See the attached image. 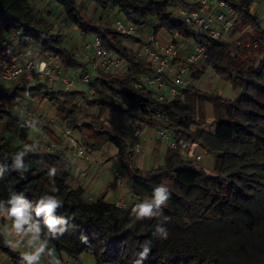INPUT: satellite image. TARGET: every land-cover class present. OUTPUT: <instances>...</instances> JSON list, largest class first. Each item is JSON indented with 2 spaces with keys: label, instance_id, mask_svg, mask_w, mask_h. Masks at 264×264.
I'll use <instances>...</instances> for the list:
<instances>
[{
  "label": "trees",
  "instance_id": "obj_1",
  "mask_svg": "<svg viewBox=\"0 0 264 264\" xmlns=\"http://www.w3.org/2000/svg\"><path fill=\"white\" fill-rule=\"evenodd\" d=\"M53 1L64 9L68 21L78 26L83 36H99L106 48L129 62L126 76L103 74L95 85L116 96L132 97L139 107L106 100L89 101L86 92L55 90L45 78L44 81L33 80L34 83L33 78L20 79L8 87V84L5 88L0 87V169H3L0 203L7 206L6 202L13 194L26 197L33 208L37 199L45 194L61 199L63 207L55 215L71 219L65 234L58 239L49 238L48 243L59 256L66 254L79 260L82 254L91 252L96 264H133L140 244L151 240L152 253L144 264H264V59L259 66L249 70L237 68L236 59L231 57L230 43L196 33L182 17L172 12L171 5L176 0H92L106 10L118 9L121 15L135 23L148 26L151 33L164 31L193 39L206 49L207 56L201 61L219 76L227 77L235 89H241L240 96L231 100L216 93L207 95L190 85L181 88V95L175 99L159 101L145 87H136L140 83V74L147 67L121 39H136L134 36L105 27L102 20L99 24H90L81 13L78 0ZM224 1L230 3L238 15L235 25L251 19L250 23L260 30L259 40L264 47L262 22L251 12V4L256 0ZM0 31L13 34L23 44L32 40L43 52L58 56L66 69L80 73L90 69V64L79 59L65 44L62 35L54 32L53 24L35 12L29 0H0ZM198 63L190 66L193 80H199L205 74L198 68ZM27 95L43 96L72 130L81 129L83 123L77 121V104L73 102L78 95H83L89 104L102 102L112 112L132 121L154 128L164 127L175 138L198 141L214 155V168L218 174H206L203 169L196 168L195 162L186 160L178 149L170 147L163 165L143 171L135 166L132 144L125 135L105 122L84 121L86 125L95 126L98 139L91 141L90 135L85 138L81 134L80 144L93 152L105 141L113 143L118 148L127 184L133 192L151 198L153 188L161 184L169 188L171 196L162 216L135 221L130 216L134 204L117 207L106 200L105 193L90 202L84 197L83 187L69 185L72 166L66 153L46 151L36 142L38 150L29 152L24 158L25 168L17 171L12 167L13 156L28 145L23 143L28 129L26 137L20 138V128L26 122L18 118L21 123L15 142V139L3 136L1 125L7 117H14L16 108L23 105L19 99ZM197 97L214 103L217 113L215 133L192 130L191 125L204 121L203 112L195 102ZM147 107L165 110L169 121L154 118L148 114ZM51 167L57 170L54 183L48 176ZM167 180L174 183L166 184ZM54 188L58 191L54 192ZM40 223L41 240H44L48 233L43 216ZM158 224L169 230L167 240L153 235ZM82 234L88 237L87 244L81 243ZM6 240L7 236L0 230V251L13 264H19L22 252L13 250Z\"/></svg>",
  "mask_w": 264,
  "mask_h": 264
},
{
  "label": "built area",
  "instance_id": "obj_2",
  "mask_svg": "<svg viewBox=\"0 0 264 264\" xmlns=\"http://www.w3.org/2000/svg\"><path fill=\"white\" fill-rule=\"evenodd\" d=\"M172 12L184 19L196 33L205 35L213 40H222L235 28L238 17L235 9L230 3L224 0H176L171 5ZM264 20L263 15H257ZM114 27L122 35L134 36L137 46L135 53L145 63L147 69L140 74V83L136 87H145L152 92L159 101L173 100L181 95V88L193 85V78L190 74V66L203 60L206 56V49L203 45L193 41V44L186 50H182L186 38L179 34L166 32V37L151 33L148 29L145 35H138L139 30L144 26L135 23L124 15L114 18ZM90 52L84 54V59L90 64V69L84 73L66 69L61 59L53 54L38 50L28 44H23L13 34L0 31V84L7 85L20 79H32L39 76L60 88L59 90H76L84 87L90 95L97 93L95 82L101 75L113 74L124 65L130 68L129 62L114 50H109L99 36H94L93 41L87 45ZM182 51H185L183 57ZM181 58L183 61H175ZM42 69V70H41ZM120 103L125 106L139 107L137 101L127 95L117 96ZM147 112L154 118L169 121L168 113L162 109L147 107ZM30 118H36L34 114L28 113ZM118 130L119 133L128 137L132 144L134 153L141 152V144L138 141L143 126L139 122L129 119ZM27 126V125H26ZM160 141L168 147L178 149L186 160L202 162L205 150L200 142L186 138H175L172 132L164 127L155 128ZM64 136L72 142L74 158L89 156V152L78 141L71 136V129H64ZM68 144V147H69ZM39 147L49 152L57 149V144L43 135ZM101 171L104 164H100ZM117 180H123L121 172L115 174ZM135 196L134 192L118 197L113 202L117 207L128 206L129 199ZM99 197L89 194L88 201H96ZM62 264H78V259L69 257L60 259Z\"/></svg>",
  "mask_w": 264,
  "mask_h": 264
},
{
  "label": "rangeland",
  "instance_id": "obj_3",
  "mask_svg": "<svg viewBox=\"0 0 264 264\" xmlns=\"http://www.w3.org/2000/svg\"><path fill=\"white\" fill-rule=\"evenodd\" d=\"M239 2L243 0H237ZM31 6L37 12L38 14L46 17L49 22L53 24L54 32L57 34L62 35L63 41L65 44L70 47L75 53L79 56V59L84 60V54L86 52H90L91 48H87V45L90 44L93 41V38L95 35L90 34L83 36L81 34V31L78 26L72 24L70 21H68L66 17V13L62 7L55 4L53 0H29ZM78 7L81 11V13L84 15L85 19L90 24H99L102 20V23L105 27H111L114 29V18L120 15V11L118 9H113L112 11L106 10L100 6H98L95 2L92 0H78ZM263 7H264V0H256L251 4V12L256 15H263ZM258 18V17H257ZM259 19V18H258ZM262 24L261 27L264 29V20L259 19ZM251 19H248L245 23L240 22L235 25L234 30L225 36L223 40L230 43L231 45V57L233 59H236L237 61V68L241 70H249L255 65L259 66V63L262 59H264V47L261 44V41L259 40L260 37V30H258L255 26H253L250 23ZM148 29V26H144L139 30L140 36L145 35L146 31ZM164 32V31H162ZM123 39V43L125 46H127L128 49H130L133 53H135V50L137 48L135 44L134 39H127L125 37H121ZM29 46H33L37 48L38 50H41L36 44L29 40L27 42ZM193 44L192 40H186L182 44V50H187L191 45ZM84 49V50H83ZM185 51H182L181 56L183 57ZM136 54V53H135ZM198 68L200 70H204L205 74L202 75V77L199 80H193V85L198 88L201 92L206 93L207 95L216 93L219 96H222L223 99H231L234 100L238 96H240L241 89H235L232 85V83L227 79V77L219 76L215 73V71L208 65H206L205 61H201L197 64ZM129 73V69L126 65H124L121 69L117 70L110 76H116V77H124ZM28 80H31L29 78H25ZM24 79V80H25ZM42 80L45 79L39 76H35L31 81L34 83L33 80ZM48 82V80H47ZM48 85L50 87H53L55 90H59L57 86H53L48 82ZM9 84L7 85V87ZM1 88H5L6 85L0 84ZM84 92H86L88 96L89 101L94 100H106L108 102L124 105L123 103H120L117 99V96L109 91L103 90L100 86L97 87V93L95 95H90L88 90L84 87H81ZM20 102H23V105L20 107H17L15 110V115L13 118L7 117L1 125V129L3 131V136L15 139L14 141H18V127L21 123L20 119H23L26 122V125L28 127V133L25 144L32 145L36 144V133H37V126L34 123V120L37 119V121H41L44 119V115H47L46 113L47 108H42L41 104L44 100H46L43 96H31L27 95L25 98H20ZM77 104V121L81 124V129H71V136L74 140L81 143L82 138L81 134L84 135L86 138V135H90L91 141H96L98 139V134L96 133V130L94 129L95 126H90L84 124V121H90L95 123V121H99V123H106L108 126L112 127L115 130H119L122 125H124L126 122L129 123V119L125 116H122L118 114L117 112H112L107 105L103 104L102 102L99 103H92L89 104L86 98H84L83 95H78L77 98L73 101ZM195 102L198 103L199 109L203 112L204 115V121L202 124L199 125H191L192 130L203 128H208L209 130L212 127H215V119L217 117L216 109L214 103L210 99L205 98H195ZM45 107L52 108V104H50L48 101L45 103ZM125 106V105H124ZM212 110L213 114V121L207 120V111ZM43 110V111H42ZM57 110V109H56ZM28 113L34 114L36 118H30L28 116ZM200 118L203 120L202 116ZM57 121L55 122L54 128L57 127V131L59 134L64 136V129H69L66 127V124L64 123L63 119L58 115L57 111ZM33 121V122H32ZM42 123H45V126L51 125L50 122H48V119H44ZM97 123V122H96ZM130 124V123H129ZM65 125V126H64ZM143 126V130L141 133V136L139 137L138 141L141 144V152L134 153L133 155V162L135 166H137L139 169L143 171H149L153 168L159 167L160 165H163L166 161V155L168 146L160 141V139L157 136L156 130L152 126H146L144 124H140ZM82 130V132L80 131ZM202 130V129H201ZM39 131V130H38ZM58 134V133H57ZM58 134V135H59ZM41 138L43 137L44 133H40ZM35 136V138H34ZM39 136V135H38ZM46 137H50V135H45ZM50 139V138H49ZM67 138H65L66 141ZM128 139V137H127ZM51 140V139H50ZM68 140V139H67ZM22 142V140H20ZM55 142V141H53ZM109 141H105L100 146V149ZM38 143V142H37ZM56 143V142H55ZM131 143V141L129 142ZM39 144V143H38ZM57 144V143H56ZM69 144V141L66 142V145ZM109 150L106 152L104 149L100 152L101 160H107L105 161V165L102 171H100V164L102 162L96 163L94 165H91L90 172H93L95 175H98L101 179H99L101 182L99 183L100 186H96L95 190L99 189L101 187L102 182L105 183L111 180L112 186L109 190V193L112 191H116L117 184L121 182V180L116 179V172L123 173L124 179H126L125 172L122 168L121 158L118 155V148L111 142H109ZM70 146H73L72 142L69 144V149L65 153L68 155V157L71 160V166L72 171H75V174L79 171V162L82 160L79 158H74L73 150ZM104 148V147H103ZM99 150V149H98ZM206 150V149H205ZM55 151L59 152L58 146ZM204 154V159L202 162H195V166L198 169H203L204 172L211 176H217V171L214 168V161L215 157L213 154L208 153ZM103 153V154H102ZM99 172V173H98ZM72 176V175H71ZM105 177V178H104ZM71 181V177L69 180V184ZM89 183V182H88ZM87 183V185H88ZM166 184H173V180H167L165 182ZM126 185H119L118 190L124 191L126 189ZM86 188V187H85ZM84 188V189H85ZM115 188V190H114ZM130 188V187H129ZM88 190H85L84 197L87 198L90 192H87ZM133 192L130 188V191ZM135 193V196L131 197L128 202V206H131L132 204L140 203L144 199L150 197L146 195H141L140 193ZM124 196V195H123ZM10 221H8L4 217H0V230L3 232V229L5 227H10ZM4 234V232H3ZM6 235V234H5ZM7 236V235H6ZM8 240H15L18 239L16 237L7 236ZM49 246V245H48ZM50 248V247H49ZM16 250L20 252H24L29 250L26 247V238L22 242L21 246L17 248ZM55 256L59 259H67L69 258L68 255H61L59 256L57 253H55ZM49 258L47 256L42 257L41 262L42 264H48ZM0 264H13L8 257L0 258ZM78 264H96L93 254L91 252H86L82 254L80 259L78 260Z\"/></svg>",
  "mask_w": 264,
  "mask_h": 264
},
{
  "label": "clouds",
  "instance_id": "obj_4",
  "mask_svg": "<svg viewBox=\"0 0 264 264\" xmlns=\"http://www.w3.org/2000/svg\"><path fill=\"white\" fill-rule=\"evenodd\" d=\"M42 70V69H41ZM38 147L36 144L25 145L23 149L18 151L12 158V167L17 170L25 168L24 158L29 152H36ZM56 168L48 169V176L53 179L56 176ZM3 175V169H0V177ZM53 179V183H54ZM58 191V189H53ZM171 193L167 186L161 184L152 191V197L146 198L140 203H136L131 208L130 216L135 218V221L150 220L154 217L163 215V209L167 206V201L170 199ZM7 206L0 203V217L10 221V227L3 229L7 236L16 237L15 240H6V243L13 250L19 248L26 238V247L29 249L21 253L19 264H40L42 257L49 258L48 264H62V261L55 256V249L49 248V238L58 239L63 236L68 229L69 218L57 216L55 213L63 207V202L56 195L40 196L32 207V203L23 195L13 194L7 200ZM43 216V225L47 228L48 236L41 240V223L40 217ZM165 220L168 218L165 217ZM134 221V222H135ZM160 240H167L169 230L158 224L153 233ZM81 243L87 244L88 237L81 235ZM152 241L145 240L140 244V251L136 253V259L133 264H144L152 253ZM66 255V254H65Z\"/></svg>",
  "mask_w": 264,
  "mask_h": 264
},
{
  "label": "crops",
  "instance_id": "obj_5",
  "mask_svg": "<svg viewBox=\"0 0 264 264\" xmlns=\"http://www.w3.org/2000/svg\"><path fill=\"white\" fill-rule=\"evenodd\" d=\"M159 35H161L163 37H166L167 34H166V32H161ZM84 61L88 62L85 59H84ZM74 91H80L81 92L83 90H82V88L79 87V88H77ZM46 101L47 100L43 101V103L41 104V107L42 108H47L48 112L46 113L47 115H44V119H48V122H50L51 125L49 124L48 127L45 126L44 125L45 123H42L44 121V119L39 121V122L37 121V119L34 120V123H36L35 125L37 126L36 128L39 130V131L37 130V133L35 135L36 136L35 142H38V143L40 142V139H41L40 133H44V135H50L49 138L52 141H55L57 143L59 152L65 153V151L67 152L68 149H69L68 145H66V142H68V141L67 140L65 141V136H62L61 134H59V132L57 131V127L54 128L55 122L57 121V118H58L57 110H56V108L54 106H52V108L45 107L46 106L45 105ZM213 119H214V117H213V114H212V110H210V108H209V110L207 111V120L208 121L209 120L213 121ZM200 129H202L204 133H215L216 130H217V126L212 127L209 130H207L208 128H203V127H201ZM35 136H34V138H35ZM108 144H109V142L106 143L103 146L104 148L102 147L99 150H96V151H93V152H89V156L88 157H86V156L80 157V159L82 161L79 162V166L80 167L77 170V171H79V173L77 172V174H75V171L74 170L72 171L71 181H70L69 185H71L72 187H75V188L76 187H83V188L86 187L85 190H88L87 192H90L91 194L96 195L97 197H99L100 195L105 193L106 194V200L109 201V202H113L118 197H121L123 195H126V193H129L128 191H130V188H129L128 184H127V180H121V182H119L117 184L116 191H114V192L112 191L111 193H109V190H110V188L112 186V183L110 182V180H111V177H110V180L108 182L105 183L103 181L102 184H101V187L99 189L95 190V188L100 186L99 185V183L101 182L99 180V179H101L99 177L100 173L98 172L99 174L95 175L93 172H90V168L92 167L91 165L99 163L100 161L105 165V161H107V160H104V159L101 160L100 159V157H101L100 152L103 149H104V151L107 152L109 150V148H108L109 145ZM206 153L207 152H205V154ZM87 183H88V185H87ZM119 185H126L127 187H126V189L124 191H120V190H118V186ZM114 190H115V188H114ZM4 257H6V256L0 251V258L4 259Z\"/></svg>",
  "mask_w": 264,
  "mask_h": 264
},
{
  "label": "water",
  "instance_id": "obj_6",
  "mask_svg": "<svg viewBox=\"0 0 264 264\" xmlns=\"http://www.w3.org/2000/svg\"><path fill=\"white\" fill-rule=\"evenodd\" d=\"M27 129H28V127L26 125L21 126L20 132H19V137L20 138L23 139V138L26 137Z\"/></svg>",
  "mask_w": 264,
  "mask_h": 264
}]
</instances>
